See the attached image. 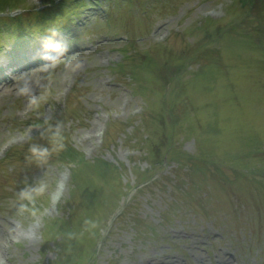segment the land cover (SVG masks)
<instances>
[{
    "label": "rangeland",
    "instance_id": "obj_1",
    "mask_svg": "<svg viewBox=\"0 0 264 264\" xmlns=\"http://www.w3.org/2000/svg\"><path fill=\"white\" fill-rule=\"evenodd\" d=\"M232 1L137 0L130 7L129 18L125 0H116L115 9L103 3L83 10L66 34L48 41L38 38L30 46V41L18 39L19 35L12 30L4 33L0 39V69L8 70L0 84V162L5 157L1 154L5 144L10 149L25 148L21 150L25 159L20 161L16 155L0 167V264H38L43 257L44 224L61 217L53 204L48 205L47 198L51 192L58 191L61 182L58 206L68 198L69 169L48 162L51 157L45 165L37 166L30 160L29 152L33 143L48 142L49 129L54 131L56 127L48 123L58 118L57 126L64 129L61 134L87 158L103 156L119 166L125 164L129 172L124 182L127 178L130 181L121 203L125 207L137 201V216L155 230L153 238L138 235L133 227L135 216L131 214L126 223H120L115 214L109 213L116 202L108 204L93 248L96 264H264V192L258 191L262 190L260 187L249 183L242 186L239 200H233L239 196L234 189L231 198L217 197L210 191L209 194L217 197L212 198L213 202L203 193L195 195L198 201L210 202V207L206 204L208 215L198 202L183 206L189 212L182 208L173 210L175 196L171 186L145 190L136 197L132 189L135 170L145 169L147 164L136 147L138 137L127 138L126 134L132 126L141 123L152 100L148 102L135 94L129 78L111 67L121 61L126 55L125 48L131 46L137 54H143L166 45L167 51L175 55L169 58L172 60L186 53L177 60L183 69L177 74L170 95L177 104L187 93L194 94L180 106L186 128L179 136V147L188 154L196 150L194 162L209 165L219 179L221 173L236 179L239 176L236 171L252 177L260 168L256 166L251 171L253 164L261 161L264 165V31L247 32L239 25L220 37L221 48L226 53L222 62L206 53L195 57L201 50L197 42L201 32L195 28L213 11L215 20L230 23L231 13L227 15L226 10ZM9 3L10 0H0V5L6 7L0 12L9 10ZM24 4L37 8L44 6L46 0L22 1L19 7ZM232 9L237 8L232 6ZM20 11L9 10L7 16ZM253 18L258 22L255 15ZM149 22L152 29L145 35ZM193 39L197 42L195 46ZM21 42L26 49L23 55L29 58L28 68L17 64L9 68L14 59L25 60L19 56L22 52L6 50ZM57 42L64 48L58 51L54 61L40 57L41 47L42 52L44 48L48 50L47 54L57 53L46 47L47 43ZM69 101L73 108L66 112ZM71 115L80 118L73 120ZM190 115L202 120L195 121L187 130ZM127 121L132 125L123 126ZM111 123L114 128L107 137ZM47 124L50 128L42 137V128ZM102 130L103 134L99 135ZM175 166V163L163 164L157 173L173 179ZM38 181H43L46 187L32 201L33 211L18 194L26 182ZM19 182L23 183L22 188L16 187ZM52 247L45 255L50 261L58 255Z\"/></svg>",
    "mask_w": 264,
    "mask_h": 264
},
{
    "label": "trees",
    "instance_id": "obj_2",
    "mask_svg": "<svg viewBox=\"0 0 264 264\" xmlns=\"http://www.w3.org/2000/svg\"><path fill=\"white\" fill-rule=\"evenodd\" d=\"M1 1L5 2V0ZM19 1L20 0H14L13 5L16 6ZM50 2L51 4L47 6V8L32 12L29 19L28 17L25 18L23 15L10 18L12 21L11 25L23 34L25 33L24 28H29L31 21H38L41 27H43L40 31V33L43 34L49 30V23L51 21L56 25H62L65 19H68L71 15H76L83 7L88 5L87 1L79 2V0H61L59 3H56L55 0H50ZM1 9L3 8H0V10ZM2 19L3 18L0 17V21ZM3 23L5 22L2 21V24ZM161 56L155 58L147 54L141 66H137L131 71V77L135 80H140V73L143 77V74L149 70L150 73L153 72L157 75V70L164 65L165 59L172 57L171 55L165 57V54L164 57ZM121 69H124V66H122ZM169 105L171 108L175 106L172 101H169ZM144 129L151 131L150 126L146 122ZM140 130L141 129L137 127L136 133H140ZM152 134L154 133L152 132ZM63 136L62 134V137ZM62 142L64 144L63 149L52 153L49 157H53L65 164H78L72 169L70 196L63 207L62 217L59 220L57 219L49 223L46 228L48 235L47 240L54 239L57 241L58 238H61V242H58L59 259L46 261L43 262V264H85L84 254L88 249L87 245L92 242V237L89 235H92V229H94L97 223V213L99 209L104 206L107 199L112 196H119V192L115 190L118 188L120 190L122 186V170H120L116 164L110 163L102 157L95 158L94 160L84 159L83 154L77 151L71 144H68L64 138ZM47 143L48 142H44L43 144ZM148 146L149 156L145 158L150 160L151 167H155L158 164L157 156H159L160 153V144L154 143ZM17 154L19 153H14L13 158L16 157ZM21 157L23 156L20 153L19 158ZM180 157H182L183 160L180 159ZM171 159L176 161L178 165L177 177L179 180L177 187L182 193V198L184 197L186 199L187 196L192 198L195 188L201 189L205 187L207 182V168L209 165L204 166L198 162L196 163L193 160V156L189 157L187 154L183 155L178 152H176ZM187 164L189 172L186 174L183 171L187 170ZM152 177L153 174L150 173V170H147L145 172H138L137 178L139 184H143L149 179H152ZM221 177L220 180H217L219 181L218 184H213L214 187L219 188L225 185V177ZM253 180L254 179H250L249 181L251 183H256V185L260 187H264L263 181L255 182ZM213 182H211L210 185H212ZM160 183H162V181H160ZM186 185L191 187V192ZM236 187L240 189L237 184ZM84 243H87V245ZM46 247L48 246L45 245V249Z\"/></svg>",
    "mask_w": 264,
    "mask_h": 264
},
{
    "label": "clouds",
    "instance_id": "obj_3",
    "mask_svg": "<svg viewBox=\"0 0 264 264\" xmlns=\"http://www.w3.org/2000/svg\"><path fill=\"white\" fill-rule=\"evenodd\" d=\"M52 36H57L58 33L55 30L51 31ZM46 47L58 52L64 45L61 42L47 43ZM54 59L55 57H48ZM51 136L49 137L47 144L33 143L29 152L31 153L30 160L35 162L37 166H43L47 163L49 156L52 153L58 152L63 149L64 144L62 142L63 137L59 126L55 127V130L49 129ZM43 137V134H41ZM45 183L43 181L35 182L34 184L25 183V187L19 192V199L22 201H34L37 197L41 196L45 192Z\"/></svg>",
    "mask_w": 264,
    "mask_h": 264
},
{
    "label": "bare ground",
    "instance_id": "obj_4",
    "mask_svg": "<svg viewBox=\"0 0 264 264\" xmlns=\"http://www.w3.org/2000/svg\"><path fill=\"white\" fill-rule=\"evenodd\" d=\"M16 64V61H13L10 65L9 68L12 67L13 65ZM8 69H0V84H2L4 82V79L7 77L6 72ZM0 91H2V89L0 88Z\"/></svg>",
    "mask_w": 264,
    "mask_h": 264
}]
</instances>
